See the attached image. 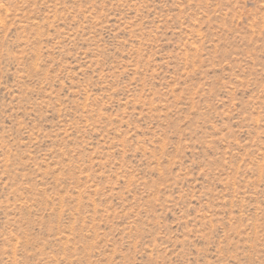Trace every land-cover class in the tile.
I'll return each instance as SVG.
<instances>
[{"label":"rangeland","instance_id":"1","mask_svg":"<svg viewBox=\"0 0 264 264\" xmlns=\"http://www.w3.org/2000/svg\"><path fill=\"white\" fill-rule=\"evenodd\" d=\"M0 264H264V0H0Z\"/></svg>","mask_w":264,"mask_h":264}]
</instances>
